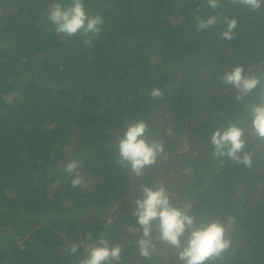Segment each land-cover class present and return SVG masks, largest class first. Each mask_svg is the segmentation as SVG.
Returning <instances> with one entry per match:
<instances>
[{
  "label": "trees",
  "instance_id": "trees-1",
  "mask_svg": "<svg viewBox=\"0 0 264 264\" xmlns=\"http://www.w3.org/2000/svg\"><path fill=\"white\" fill-rule=\"evenodd\" d=\"M53 2L0 0V264H78L101 235L122 246L119 264H180L159 241L151 258L139 254L135 201L119 196L132 188L136 198L142 184L164 185L198 219L231 221L232 248L214 264H264V141L246 137L251 167L222 163L209 143L230 121L249 127L236 90L218 77L234 65L264 67V5L84 0L104 19L88 45L54 31ZM216 14L238 20L231 40L223 23L196 30L197 17ZM153 87L163 97H151ZM139 119L164 153L136 177L117 163V144ZM71 159L81 161L75 188L63 171Z\"/></svg>",
  "mask_w": 264,
  "mask_h": 264
},
{
  "label": "clouds",
  "instance_id": "clouds-1",
  "mask_svg": "<svg viewBox=\"0 0 264 264\" xmlns=\"http://www.w3.org/2000/svg\"><path fill=\"white\" fill-rule=\"evenodd\" d=\"M209 8L216 10L224 5V0H206ZM228 3L239 5L244 9L259 11L264 0H227ZM47 19L54 26V31L62 37L81 34L84 42L91 45L93 39L100 34L104 19L99 13L91 14L86 10L84 0H54L47 10ZM225 25L221 37L231 40L234 30L238 28L235 17H221L219 14L206 18L197 17L196 30L203 32L213 26ZM222 84L231 85L236 90L235 100L245 105V128L239 120L216 128L209 137L213 156L223 163L224 159L245 167L252 166V153L246 150L248 135L264 141V91L258 97L246 101V97L258 86L264 88V67L257 71L245 72L243 65H234L220 75ZM151 97H163L159 87H153ZM117 163L129 170L136 177L144 174L147 167L154 165L158 157L164 153L163 141L148 134L147 122L139 119L128 122L118 144ZM79 159L69 160L63 168L67 176L72 177L71 186H80L83 177L79 169ZM139 195L135 199L136 207L132 215L140 226L137 247L140 256L151 258L156 253V241L165 243L176 250L180 264H214L221 260L232 248V223L219 218L198 219L191 211V205L178 206L173 204L172 197L166 187L159 185H140ZM90 236V234H89ZM79 244L73 242L68 251L75 255ZM122 246L110 244L101 235L86 248V255L78 264H119Z\"/></svg>",
  "mask_w": 264,
  "mask_h": 264
},
{
  "label": "rangeland",
  "instance_id": "rangeland-1",
  "mask_svg": "<svg viewBox=\"0 0 264 264\" xmlns=\"http://www.w3.org/2000/svg\"><path fill=\"white\" fill-rule=\"evenodd\" d=\"M201 59H202V57L200 56V57H197V58H195V59H192V60H196V62H195V66L196 67H198L200 64H201ZM189 147V146H188ZM68 148H70V147H68ZM67 148V149H68ZM185 148H186V146H185ZM119 197H121L122 198V200H124V201H128V202H134L135 201V196H134V193H133V189L131 188V189H128L126 192H125V194L124 195H121V196H119ZM120 198V199H121ZM120 203V200H118L109 210H108V213L109 212H112L115 208H117V206H118V204ZM122 203V202H121ZM108 213L105 215V220H106V222H109L110 221V218H108Z\"/></svg>",
  "mask_w": 264,
  "mask_h": 264
}]
</instances>
